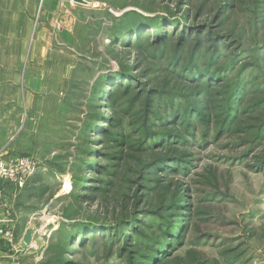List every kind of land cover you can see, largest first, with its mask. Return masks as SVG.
Returning <instances> with one entry per match:
<instances>
[{"label": "rangeland", "instance_id": "rangeland-1", "mask_svg": "<svg viewBox=\"0 0 264 264\" xmlns=\"http://www.w3.org/2000/svg\"><path fill=\"white\" fill-rule=\"evenodd\" d=\"M89 1L36 140L0 151L36 160L31 244L0 236V264H264V0ZM126 12L143 27L128 46L110 34Z\"/></svg>", "mask_w": 264, "mask_h": 264}, {"label": "crops", "instance_id": "crops-1", "mask_svg": "<svg viewBox=\"0 0 264 264\" xmlns=\"http://www.w3.org/2000/svg\"><path fill=\"white\" fill-rule=\"evenodd\" d=\"M63 1L61 8L58 0H0V151L7 149L11 156L21 146L26 132L36 140L40 118L37 110L41 106L39 113L43 115L46 100L62 95L55 83L67 79L74 64L69 65V59L62 58L59 49L72 50L70 45L77 41V28L88 25L79 19L88 5ZM54 52L60 57H54ZM15 130L24 134L13 138ZM4 189L9 207L7 213L0 209V223L5 218L15 219L14 240L20 247L29 229V211L27 204H22L20 188L6 185ZM3 243L0 242L1 246ZM7 253V246L0 249V257Z\"/></svg>", "mask_w": 264, "mask_h": 264}, {"label": "trees", "instance_id": "trees-1", "mask_svg": "<svg viewBox=\"0 0 264 264\" xmlns=\"http://www.w3.org/2000/svg\"><path fill=\"white\" fill-rule=\"evenodd\" d=\"M135 14L138 15L137 18H135L136 17ZM140 16H141V14L136 13V12H130V13L126 12V13H124L122 15V17H121L122 20L120 22H118V24L114 25V28L111 29V33H110V34L113 35L112 38H113V40H114V42L116 44L128 46V44L132 43L133 40H137V38L139 37L138 33L143 28L142 27V23H140L141 20H142L140 18ZM175 24H178V23L177 22L174 23L173 21L167 23V25L171 26L172 28H174ZM145 25H149L148 27L151 28L152 30L154 29L156 34H158V32H159L158 22H157L156 25H152L150 23L145 24ZM178 28H180L181 31H184L181 25H178ZM151 29H149V31ZM185 67L183 68L184 70H185ZM118 71L119 72H122V71L127 72L124 69H119ZM110 72L111 71H108V72L102 73V74L100 73L99 76H98L104 81L105 85L114 86V85H116V83L118 81H121L122 79L123 80H127L126 77H122V76H117L116 77V74H117L116 71H112L114 73H110ZM195 74H197V73H191L190 74L191 80L194 78ZM111 76H113V77H111ZM192 81L193 82H197L198 78L195 79V80H192ZM234 86L236 87L235 91L230 92L229 94H227L226 95V99L224 101L226 104L224 105L225 110L223 111V113L226 115V117L233 116L232 113H234V114L236 113L235 112L236 109H237L236 108V104H238V102L240 100L239 96H238L239 93H240V90H238L240 88V83L236 82V83H234ZM197 106L200 107L201 104H197ZM199 119L201 120L202 118H199ZM176 226L177 225H172L171 228L173 229V231H171V230L169 231V229L166 231L167 234H168V239H166V242H164V245L167 246L169 244L168 241H170L169 238H171L172 236L174 237L176 235V233H175L176 229L174 230V227H176ZM90 233H93V231H91ZM72 235L75 236V237L78 236L79 237L78 240H80L82 233L80 234V232L77 231V232H75ZM72 239L69 238L68 242H70V240H72ZM78 240L76 238L77 242H79ZM67 246H69V245H67ZM71 246H73V245H71ZM70 249H71V247H67L65 249V251H69ZM161 252L164 253L163 250ZM158 253L160 254V252H158ZM65 261H67V260L65 259L64 262Z\"/></svg>", "mask_w": 264, "mask_h": 264}, {"label": "built area", "instance_id": "built-area-1", "mask_svg": "<svg viewBox=\"0 0 264 264\" xmlns=\"http://www.w3.org/2000/svg\"><path fill=\"white\" fill-rule=\"evenodd\" d=\"M63 2V0H59L58 7L62 8ZM34 158L35 157H18L9 159L4 157L0 152V182H12L17 185L18 188H21L26 180L34 173ZM8 207V200L0 188V209L7 213ZM15 222V219L5 218V220L0 223V236L7 238L8 242L14 240ZM18 248L20 247L18 246Z\"/></svg>", "mask_w": 264, "mask_h": 264}, {"label": "water", "instance_id": "water-1", "mask_svg": "<svg viewBox=\"0 0 264 264\" xmlns=\"http://www.w3.org/2000/svg\"><path fill=\"white\" fill-rule=\"evenodd\" d=\"M74 3L80 4V5H89L90 3H88L86 0H72ZM33 229H27V231L25 232L22 241L20 243V248L24 249L26 248L30 243H31V239H32V235H33Z\"/></svg>", "mask_w": 264, "mask_h": 264}, {"label": "bare ground", "instance_id": "bare-ground-1", "mask_svg": "<svg viewBox=\"0 0 264 264\" xmlns=\"http://www.w3.org/2000/svg\"><path fill=\"white\" fill-rule=\"evenodd\" d=\"M31 244V243H30Z\"/></svg>", "mask_w": 264, "mask_h": 264}]
</instances>
